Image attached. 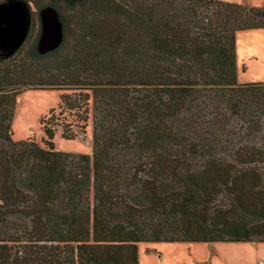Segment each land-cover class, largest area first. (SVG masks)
<instances>
[{
  "label": "trees",
  "instance_id": "16d2710c",
  "mask_svg": "<svg viewBox=\"0 0 264 264\" xmlns=\"http://www.w3.org/2000/svg\"><path fill=\"white\" fill-rule=\"evenodd\" d=\"M46 6L58 11L64 32L70 22L81 34L43 56L35 49V60H68L60 75L28 82L20 62L0 72V264H139V243H264V143L254 138L264 127V82L238 83L235 53L237 33L264 29V7ZM76 7L97 14L67 18ZM28 85L79 91L77 103L61 94L59 108L79 109L90 92L91 156L55 149L52 111L40 119L44 147L10 139L15 96ZM61 127L62 139L77 137ZM12 217L22 224L10 228Z\"/></svg>",
  "mask_w": 264,
  "mask_h": 264
},
{
  "label": "rangeland",
  "instance_id": "374dc122",
  "mask_svg": "<svg viewBox=\"0 0 264 264\" xmlns=\"http://www.w3.org/2000/svg\"><path fill=\"white\" fill-rule=\"evenodd\" d=\"M7 0H0L5 2ZM27 1V0H23ZM240 3L248 6L264 7V0H222ZM48 0H31L28 5L31 13V24L29 35L19 49L7 61L1 63L0 69L9 73V64H24L23 80L35 82L43 80L45 74L60 75L67 65L68 60L62 54H56L44 59H34L35 45L39 34L38 11L46 6ZM76 6V3H73ZM65 13L67 18L73 14L84 11L85 14H97L96 8H75L73 11ZM81 30L78 26L67 23L64 32V46L70 47L71 44L79 41ZM67 56L70 50L67 49ZM235 53L237 59V82L238 83H257L264 82V29L239 32L236 34ZM11 82V80H8ZM37 86H22L20 93L15 96V104L12 117L10 120V139L12 141H30L44 147L46 137L40 124L41 118H47L52 111L53 118L51 121L55 124L56 134L53 142L57 151L72 154H92V118H93V99L89 94L88 101L81 98L79 109H69L66 107L59 108V97L61 94H69L71 100H74L79 91L71 90H33ZM3 91L0 92V94ZM76 100V99H75ZM77 103V100H76ZM79 104V103H78ZM231 122V133L234 134L238 124L235 120ZM69 128L77 134L74 140L62 139L61 126ZM259 138L264 143V127ZM258 141V142H259ZM6 141L0 140V144ZM260 144V143H259ZM131 148H125L121 158L127 159L131 153ZM140 173L138 176H141ZM92 196V193H91ZM228 197L223 195L220 202H226ZM12 217L11 219H13ZM14 223H9L10 228H15L22 224L19 220L13 219ZM12 222V221H11ZM241 244L236 243H139L138 257L139 264H244L251 256L242 250ZM259 245V244H258ZM258 245L255 246L257 249ZM261 252L254 254L257 264L258 259L264 264V247ZM258 258V259H257ZM263 260V261H262Z\"/></svg>",
  "mask_w": 264,
  "mask_h": 264
},
{
  "label": "water",
  "instance_id": "95a60500",
  "mask_svg": "<svg viewBox=\"0 0 264 264\" xmlns=\"http://www.w3.org/2000/svg\"><path fill=\"white\" fill-rule=\"evenodd\" d=\"M40 32L36 53L40 56L57 50L63 42V23L58 11L44 6L38 11ZM31 24L30 7L23 0L0 3V59L13 56L28 37Z\"/></svg>",
  "mask_w": 264,
  "mask_h": 264
},
{
  "label": "crops",
  "instance_id": "0c3cea01",
  "mask_svg": "<svg viewBox=\"0 0 264 264\" xmlns=\"http://www.w3.org/2000/svg\"><path fill=\"white\" fill-rule=\"evenodd\" d=\"M236 244H241L240 246L244 247V248H242V250L251 256V259H249L244 264H257V261H256L254 254L256 252H259V253L261 252L260 249H261V247H264V243H258L259 245L258 244H251V243H236ZM256 245H258L257 249H255ZM258 264H263V263L258 259Z\"/></svg>",
  "mask_w": 264,
  "mask_h": 264
}]
</instances>
